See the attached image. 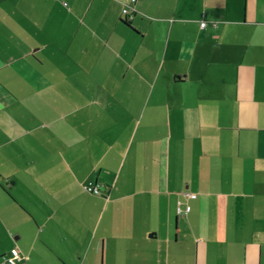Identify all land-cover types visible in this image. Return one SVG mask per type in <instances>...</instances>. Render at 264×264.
I'll return each instance as SVG.
<instances>
[{"label":"crops","instance_id":"obj_1","mask_svg":"<svg viewBox=\"0 0 264 264\" xmlns=\"http://www.w3.org/2000/svg\"><path fill=\"white\" fill-rule=\"evenodd\" d=\"M13 250L264 264V0H0V264Z\"/></svg>","mask_w":264,"mask_h":264},{"label":"built area","instance_id":"obj_2","mask_svg":"<svg viewBox=\"0 0 264 264\" xmlns=\"http://www.w3.org/2000/svg\"><path fill=\"white\" fill-rule=\"evenodd\" d=\"M134 2L136 0H133ZM124 13L125 14H128L129 13V10L128 9H125L124 10ZM129 19L131 16H129ZM207 23L206 21H203L201 23V26L204 28L206 27ZM84 189L87 193L91 194V195H101V190H100V186L98 184H96L95 182L93 181H89L87 182L85 185H84ZM191 210L190 207H187V212H189ZM183 211L181 208H178V214H182ZM3 264H22V257L20 255V253L18 252V250H13L10 255L8 256H5L3 257Z\"/></svg>","mask_w":264,"mask_h":264},{"label":"rangeland","instance_id":"obj_3","mask_svg":"<svg viewBox=\"0 0 264 264\" xmlns=\"http://www.w3.org/2000/svg\"><path fill=\"white\" fill-rule=\"evenodd\" d=\"M89 194V193H88Z\"/></svg>","mask_w":264,"mask_h":264},{"label":"trees","instance_id":"obj_4","mask_svg":"<svg viewBox=\"0 0 264 264\" xmlns=\"http://www.w3.org/2000/svg\"><path fill=\"white\" fill-rule=\"evenodd\" d=\"M129 18V17H128Z\"/></svg>","mask_w":264,"mask_h":264}]
</instances>
